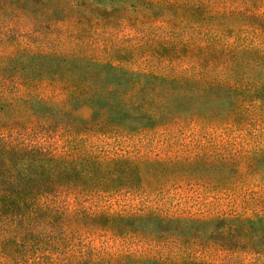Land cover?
<instances>
[{"label": "trees", "instance_id": "obj_1", "mask_svg": "<svg viewBox=\"0 0 264 264\" xmlns=\"http://www.w3.org/2000/svg\"><path fill=\"white\" fill-rule=\"evenodd\" d=\"M133 12L202 38L139 52V67L133 49L83 44ZM230 18L264 35V0H0V264H212L198 253L212 244L264 255V213L84 205L122 192L248 201L264 186V142L241 135L264 119V47L229 44ZM157 129L209 139L166 157L93 141ZM106 234L143 247L109 251L95 243Z\"/></svg>", "mask_w": 264, "mask_h": 264}, {"label": "rangeland", "instance_id": "obj_2", "mask_svg": "<svg viewBox=\"0 0 264 264\" xmlns=\"http://www.w3.org/2000/svg\"><path fill=\"white\" fill-rule=\"evenodd\" d=\"M227 7V6H226ZM222 8V7H221ZM130 20L123 19L122 23L110 25L108 27L94 30L90 39L85 38L83 44L96 46L101 54L121 50H132L134 52V67L147 66L148 60L138 56L139 52L145 54L152 49H158L169 44H181L188 40H200L201 35L192 29L173 26L166 23L165 19H157L153 23H145L142 19L143 12H133ZM133 16H136L134 18ZM151 21V19H145ZM231 27L224 29L222 35L225 40L232 45L242 47H264V35L252 26H245L242 21L230 18L228 21ZM66 26L61 24V29ZM72 45L71 41H65L62 46ZM144 51H141V50ZM264 119L253 128L248 126L244 130L242 138L244 141L256 136L260 142H264ZM257 129V131H256ZM217 141H222V136L215 135ZM212 138V140H213ZM209 139V137L207 138ZM200 134H185L177 132H166L163 129L144 130L133 134H119L116 136H100L93 141L100 146L109 148L113 154L128 156H177L185 155L192 150H196V145L205 143L206 140ZM226 139V138H224ZM250 144V143H248ZM256 193L248 201L247 198L230 199L221 195L189 194L187 199L175 193L169 194V199L163 197L152 199L139 194L122 192L119 194L97 197L84 202V205L91 209H105L111 212L135 213L148 209L161 207L174 212H190L197 214L217 215L221 213H239L250 215L253 213H264V207L259 203V196L264 194V186L255 188ZM258 198V200H257ZM162 200V201H157ZM97 245L106 246L109 251L121 252L128 249L142 248L143 244L131 242L109 234L95 238ZM200 255L212 264H250L255 261H264V255L250 252H227L219 246L212 244L204 250L198 251Z\"/></svg>", "mask_w": 264, "mask_h": 264}]
</instances>
